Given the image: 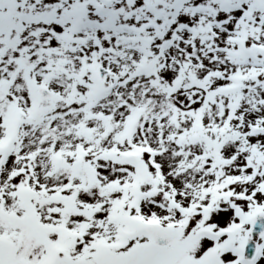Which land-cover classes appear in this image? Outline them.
I'll list each match as a JSON object with an SVG mask.
<instances>
[{
    "label": "snow or ice",
    "instance_id": "1",
    "mask_svg": "<svg viewBox=\"0 0 264 264\" xmlns=\"http://www.w3.org/2000/svg\"><path fill=\"white\" fill-rule=\"evenodd\" d=\"M0 264H264V0H0Z\"/></svg>",
    "mask_w": 264,
    "mask_h": 264
}]
</instances>
